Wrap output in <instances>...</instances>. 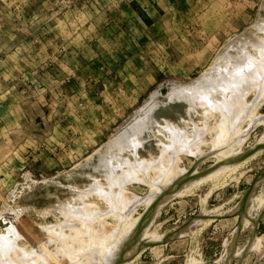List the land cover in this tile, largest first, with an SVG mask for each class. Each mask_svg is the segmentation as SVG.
I'll return each instance as SVG.
<instances>
[{
    "label": "rangeland",
    "instance_id": "rangeland-1",
    "mask_svg": "<svg viewBox=\"0 0 264 264\" xmlns=\"http://www.w3.org/2000/svg\"><path fill=\"white\" fill-rule=\"evenodd\" d=\"M148 4L158 14L153 22L142 11ZM0 7V73L8 75L0 77V214L35 242L19 239L17 246L34 247L36 264H97L98 254L120 248L127 231L150 216L130 264H264V208L251 227L245 218L253 209H238L264 169V84L251 89L262 97L239 96L244 106L262 98L258 108L247 105L262 123L249 118L235 133L246 132L238 152L253 147L252 159L157 197V187L198 155L178 153L170 170L165 122L182 129L192 119L200 129L207 115L204 153L219 130L208 115L212 106H202L206 114L196 100L188 113L191 98L176 101L173 91L187 92L212 74L231 38L262 37L255 24L264 20V0H0ZM140 119L145 126L133 128ZM238 143L230 140L225 151ZM209 156L199 166L207 173L223 160ZM255 195L262 196L257 209L264 177ZM132 253L125 247V261Z\"/></svg>",
    "mask_w": 264,
    "mask_h": 264
},
{
    "label": "bare ground",
    "instance_id": "bare-ground-1",
    "mask_svg": "<svg viewBox=\"0 0 264 264\" xmlns=\"http://www.w3.org/2000/svg\"><path fill=\"white\" fill-rule=\"evenodd\" d=\"M255 25L254 26L258 30V31L256 30L257 31L256 33H260V31H261L262 32V35H263L262 37L257 36V34L254 36L252 34H249V33H245L244 32V34L242 33L240 36L233 37V39L231 38L228 42L225 43V46L222 47L223 49L221 48V51L217 54V56L214 58L212 64L210 65L211 67L208 70H210L211 72H213L212 74L209 73L211 75V77H210V75L209 76L206 75V74H208V72L206 74L204 73L206 77L203 78V79H201L200 81H197L198 83L194 81L193 84H195V87H192L193 85L192 86L190 85L191 88L190 87H188L189 89L187 88L189 92L188 91L187 92L184 91V90H186L185 87L178 88V89L181 90V92L185 88L183 91L186 92V93H188L190 95V97L189 96H188V98L184 97V94H185L184 92H182L184 94H182V93L178 94L180 92V90H177L178 93H177V91H175V90L173 91L172 90L174 93L176 92V95L175 94L174 95L176 97L178 95V97H179V98H176L175 99L176 101H178L180 99L181 100L182 99H185V100L186 99H189L190 100V98H191L190 102L188 103V104H190V107H188L190 109V111H189L188 108L186 109V110H188V113L189 112L192 113L191 110H194L193 109V107H194V101H196V100H198L197 103L200 102V100H201L200 104L198 103L200 109L206 107V108H208L207 110H210L209 108L212 106L211 107V110H210L211 112L208 111L209 113H212V114H209L208 113V115L210 116V118L212 117L211 120L217 121V128L219 130H218V132H216L217 134H215V136H213L214 137V140H213L212 151L211 152H208V153H204V152H199V147L203 144V141L201 139L202 138L201 136L204 135V134H202L204 131L202 129H206L203 126L208 125L207 122L205 121V120H207V118H206L207 115H205V120L204 121H200L203 124V126L201 127L202 129L201 128L200 129L198 128L199 127L198 126L199 123H197V125L194 126V123H191L192 122V119L189 120L185 125L182 124V125H184V127L182 129L178 128V126L175 125V124H173V123H170L168 121L165 122V128L169 132V137L168 138L170 139V142H173L174 141L173 143H170L169 142V144H167V147H166L168 150H170V152H172V154L170 153L171 154L170 157L167 156L168 157V162H169L167 166L169 167V169L171 170L172 168H174L176 166L177 158L179 160V157H177L176 155L178 153L182 152V151L183 152H188V153H191V154L192 153H194V154L196 153L197 154V152H198V155L195 157V160H194V163H193V166L192 167H190V168H186V167L185 168H182L180 171H178V173L176 172L177 173L176 175H173L172 178H170L167 181H165V183L163 185L157 187L158 188L157 189V197H160L161 198V197L170 195L173 190H176L179 187L181 188V187L184 186V188H187L188 186L194 185V183L204 182V180L210 174L211 175L219 174V173H221V172H223L225 170H228L230 167H235L234 169H236V167H238L239 164H241L242 162L245 163L249 159H252V157H253L252 155L253 154H251L250 156H249V154L251 153L250 151H251V149L253 147L250 150H248L247 152H244V153H239L238 152V148H239L240 144L244 141V135L246 133L245 132L246 129L244 130L245 133L242 132L243 134L241 133L239 135L238 134L235 135V133H237L238 128H240L238 125H240V124H242V123H244L246 121H249V118L253 120L252 122L254 123V126H255V122L256 121L257 122H260L259 119H261L259 117L258 118H255V117H253L251 115L252 112H253V110H255L254 107L252 109V112L250 111L251 114L250 113H249L250 115L248 114V109L250 108V105H249V108H248V106H247L248 104H251V105L254 104L255 106H257V108H258V105H261V104H258V105L255 104V101L257 99L255 96H254L256 98V99L254 98L255 101L252 98L251 101H254V102L253 103L250 102L246 106H244L246 103L243 105L244 101L241 98H239V96L242 97V94L243 95L246 94V95L249 96L250 92H253V91L257 92V95H258V91H261V95H263L262 94V91L264 90V88L261 85L264 84V20L262 18L261 19H258ZM254 26H252V27L254 28ZM253 32H255V31H253ZM229 50L232 51V52L230 53ZM200 77H204V76H200ZM202 81L204 82V84H206V81H207L206 86H208V84H209L208 82H210V85L211 86L208 87L209 89H207V87L203 84ZM201 82H202V84H201ZM199 84L201 85V87H196V86H199ZM212 85H213V87H212ZM259 86H261L260 87L261 89L259 88L258 91H257V89L256 90L253 89V91L251 90L252 88H258ZM210 88H211V91H209ZM205 89H207V90H205ZM203 90H205V91H203ZM248 90H251V91H249V93H248ZM190 91H191V94H190ZM212 91H214L215 94L217 96H219L218 98L222 97V99L221 100L216 99L215 94ZM219 91L221 93H219ZM245 91H247V92L244 93ZM172 93L170 95H168V97H169L168 100H172L173 98H175L174 95H173L172 98L170 97L172 95ZM205 94H206V96H204ZM210 95L214 96L215 99L212 98V97L211 98L208 97ZM153 96H152V98H153ZM182 97H184V98H182ZM244 98L246 99V97H244ZM262 98L264 99V97H262ZM262 98L260 100H262ZM260 100L257 99V101L261 102ZM188 101L186 100L185 102H188ZM218 101H219V103H218ZM263 101H262V103H263ZM204 103L206 105L208 104V107L205 106ZM209 105H210V107H209ZM195 106H197V104ZM202 106H204V107H202ZM251 108H252V106H251ZM196 109H197V107H196ZM201 110L206 112V109H204V110L201 109ZM186 113H187V111H186ZM206 114H207V112H206ZM202 116H203V114H202ZM217 116L220 117V118H218V120H217ZM263 117H264V115H263ZM203 118H204V116H203ZM188 119H190L189 118V114H188ZM261 121H262V119H261ZM139 122H141V125H142V126L140 125L141 127H144L145 126V125H143L144 123H142L143 121L140 119V121H137L136 124H135V125H137V123H138V126H133V128L134 127H139ZM257 122H256V125H258V124H260L262 122L264 123V121H262V122H260L258 124H257ZM192 125L195 128H197V132L196 133L193 131V130H195V128L193 129V126ZM160 126H162V125H160ZM252 126H253V124H252ZM191 127H192L193 130L191 129V132H190L191 137L189 136L190 138H188L187 137L188 136V133L187 132L190 131V130L186 131L185 129H188V128H191ZM133 128H132V130H133ZM198 129H199V131L201 130L200 133H199ZM249 129H251V127H249ZM163 130H162V132H163ZM136 131H137V129H136ZM192 132L195 135H193ZM198 138H200L201 140L198 139ZM236 139H237L238 142L240 141V143H238V145H236V146L230 147V149H227V151H225V149L230 145V143L228 145V142L230 140H234L235 141ZM199 140H200L201 143L199 142ZM206 155H210V156H221L223 158V160H221L219 163H217L214 166H212L215 169L212 170L209 173H207L206 171H201L199 169V166L202 164L200 162V159L203 156H206ZM181 156H183V155L181 154ZM237 156H239V158L235 159L234 162H238V164H236V165L233 166V163L232 162L229 163V162H230V160H232L233 158H235ZM167 166H165L166 168L164 167L166 170H167ZM124 169H125V167H124ZM123 172H120V173H123ZM229 173L232 174L233 172L231 171ZM227 176H228V174L225 177H227ZM263 177L264 176H262L260 179H258V181L256 180V182L254 183V189L252 191L253 194L251 193L252 196L250 197V199L248 198L249 201L247 200L248 203L246 202L247 206L245 205L247 212H248V210H251V209H253V212H254V213L252 212L253 214L252 213L251 214L246 213V214L249 215L248 218H245L247 220V222L250 221V223L249 222L247 223L249 225V227H251L252 223L258 218L259 212L264 208V205L262 204L260 207H258L257 209H255L256 205L259 204L260 201H261L260 198L262 196H260L259 199H258V197L255 194H256V190L258 189V186H259L261 180L263 179ZM217 178L219 179L218 176H217ZM217 178H216V180H217ZM139 179L141 180V178H139ZM149 181H151V180H149ZM116 183H117V181H116ZM103 190H106V189H103ZM187 190H189V189H187ZM190 191L191 190H189V192ZM98 194H100V193L98 192ZM111 199H109V200H111ZM162 199L164 200V198H162ZM258 201H259V203H258ZM160 204H161V202H160ZM244 209H245V207H244ZM4 217L0 214V229H2V231H0V264H32V263L33 264H36V263H38L39 260H37V259L34 258V254H35V251L33 249L34 247L29 252V251H27L26 248H23V247L20 248V246H17L16 245L17 242L19 241V239H21V240H27L28 235L26 236V234L25 235L22 234L23 233L22 231H20L21 234H19L20 233L19 232L20 228H19V230L17 228L20 227V226L13 227L12 223L6 221V219ZM149 217L150 216H145V217H143V219H140L137 222L134 221V223L136 222L135 225H134V227L131 230H128L127 233L124 236L125 237L124 240H126L127 238H129L124 243V245H122L120 248L117 245L115 247V250L113 252H109L107 250V251L104 252L105 254L103 253L102 256L101 255L99 256V254H98V256L100 258H98V256H97L93 261L97 262V264H123L124 262H125L124 264H130V263H132L135 260V258L137 257V256H135L136 249L139 250V246L141 245L140 244L141 239L144 236V235H142L141 238L139 237V235L141 233V231L139 229L143 230L145 225L148 226L151 223V219L152 218L149 219ZM138 218H140V217H138ZM245 219H244L243 222L246 223V220ZM140 221H141V223L139 224ZM136 226H137V228H136ZM197 227L200 228L199 225ZM201 228H203V226H201ZM196 229H194V230H196ZM117 231H119V230H117ZM56 233H57V231H56ZM27 242H28L27 245L32 246L29 243V242H31L29 240V238H28ZM34 244H35V242H34ZM25 247H26V245H25ZM125 247H129L131 249V251H133V253L131 254V256H127V258H126V259H129L130 258V259L129 260H126V261H125V256L123 254ZM72 252H74V251H72ZM13 254H14V256H12ZM106 257H110V259L108 258L109 261H107L108 259ZM30 262H32V263H30Z\"/></svg>",
    "mask_w": 264,
    "mask_h": 264
},
{
    "label": "crops",
    "instance_id": "crops-1",
    "mask_svg": "<svg viewBox=\"0 0 264 264\" xmlns=\"http://www.w3.org/2000/svg\"><path fill=\"white\" fill-rule=\"evenodd\" d=\"M1 8V7H0ZM142 11H143V13L145 14V16L146 17H148V19L151 21V22H153V20L150 18L151 17V15H152V17L153 18H155L156 16H158V14L156 13V11H152V9H151V6L148 4V5H144V8L142 9ZM1 13V12H0ZM148 13H151V14H148ZM153 28H155V27H153ZM159 30V29H158ZM1 32V31H0ZM0 35H4V34H2V33H0ZM3 39H1V41H2ZM4 61V63H5V70H7V72L6 73H8V70H9V66H10V63H9V60H6V59H4L3 60ZM4 66V65H3ZM4 73V72H3ZM3 73H0V77H2L3 78V76L5 75V74H3ZM2 74H3V76H2ZM8 75H5L4 77H7ZM24 75L22 74V75H20V77H23ZM4 79V78H3ZM16 80H18V79H16ZM22 79H20V80H18V81H21ZM11 88H13V87H11ZM19 93H20V95L22 96V94H23V92L22 91H19ZM141 251V250H140ZM139 251V252H140Z\"/></svg>",
    "mask_w": 264,
    "mask_h": 264
},
{
    "label": "water",
    "instance_id": "water-1",
    "mask_svg": "<svg viewBox=\"0 0 264 264\" xmlns=\"http://www.w3.org/2000/svg\"><path fill=\"white\" fill-rule=\"evenodd\" d=\"M262 175H264V169L260 172V174L255 178V180L251 183V185L249 186V188L247 189V191L243 194V196H242V198H241V200H240V203H239V206H238V209H239V211L240 212H242L243 210H244V207H245V205H246V202H247V200H248V198L250 197V195H251V193H252V191H253V189H254V183L256 182V180L258 179V177H260V176H262ZM151 211L149 208H147L145 211ZM145 213V212H144ZM143 213V214H144ZM142 214V215H143ZM172 234H174V233H172ZM171 235V234H170ZM169 235V236H170ZM171 237V236H170Z\"/></svg>",
    "mask_w": 264,
    "mask_h": 264
}]
</instances>
